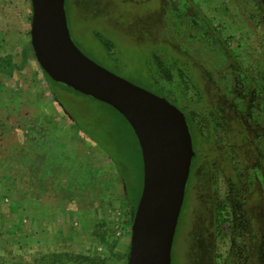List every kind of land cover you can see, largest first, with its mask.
<instances>
[{
    "label": "rangeland",
    "instance_id": "rangeland-1",
    "mask_svg": "<svg viewBox=\"0 0 264 264\" xmlns=\"http://www.w3.org/2000/svg\"><path fill=\"white\" fill-rule=\"evenodd\" d=\"M30 6V0H0V56L16 64L30 40ZM65 12L71 39L88 58L158 93L186 119L195 112L204 120L171 264H264V0H67ZM158 63L171 74L170 92L156 89L164 82ZM21 148L28 160L36 150L47 160L59 156L69 179L61 188L75 191L82 177L90 180L89 162H103L113 183L100 189L99 208L86 211L61 194L24 198L16 184L0 178V254L24 253V240L52 251L65 238L74 252L127 264L119 253L129 244L135 209L122 204L124 186L114 166L128 177L133 203L142 160L118 112L45 81L31 57L11 77L0 76V161ZM224 204L229 222L219 238L216 212ZM97 220L113 230L112 253L90 238ZM13 230L25 235L15 237Z\"/></svg>",
    "mask_w": 264,
    "mask_h": 264
},
{
    "label": "water",
    "instance_id": "water-1",
    "mask_svg": "<svg viewBox=\"0 0 264 264\" xmlns=\"http://www.w3.org/2000/svg\"><path fill=\"white\" fill-rule=\"evenodd\" d=\"M30 45L54 82L112 107L131 127L142 160V185L127 264H171L170 255L195 155L184 114L169 101L88 58L72 41L65 0H30Z\"/></svg>",
    "mask_w": 264,
    "mask_h": 264
},
{
    "label": "trees",
    "instance_id": "trees-1",
    "mask_svg": "<svg viewBox=\"0 0 264 264\" xmlns=\"http://www.w3.org/2000/svg\"><path fill=\"white\" fill-rule=\"evenodd\" d=\"M66 3L67 0H65V6ZM29 10H30L29 14L31 15V6ZM30 18L31 16L28 18L29 21ZM31 57L35 60V56L33 54L30 45V40H28L25 48L23 49V57L20 64L13 63L10 56H0V76L2 78L11 77L14 71L21 70L22 65H24V63H26L28 59ZM157 68L160 71L159 73L160 75L158 79L161 80V78H163L164 82L161 83L160 81H157V84H159L158 86L160 88H156V89H159L161 93H164V91L169 88V84L172 83V77L163 64L158 63ZM41 73L45 81L54 82L42 70ZM56 84L61 85L72 92H75L71 88L63 84L60 83H56ZM168 91L170 92L171 90L168 89ZM75 93L81 95L77 92ZM155 94L160 96L156 92ZM110 108L113 109L112 107ZM186 122L188 124L189 132L191 134L193 150L195 153H198L197 152V145L199 140L198 135L201 136L203 135V131L205 128L204 120L197 113L189 112L188 119H186ZM4 131H6V133L12 132L11 129L8 130V128L6 127ZM28 156L29 154L27 152V149L21 148L17 152H14L13 155L7 157L4 161H0V178L6 181L7 186H14V184H16L17 187L22 191L24 198L32 197L36 201H38V197L43 193L44 195L49 197L51 196L55 197L54 195L60 197L61 194L63 196L62 197L63 199L64 198H70V200L74 198L77 199L74 200L77 201V203L80 205L82 210L88 211L90 209L93 210L95 209L96 211L97 208H99L98 201L100 199V193H99L100 189L102 188L103 190V188L105 187L110 188L112 186L111 184L113 183L114 173H112L111 170L106 168V166L103 165V162L102 163L100 162L96 166L93 164V162H89V164H87L85 168H88V171L86 173L87 175H89L90 180H87L88 177L86 176H84V178L82 177L81 181L79 180L77 181L78 184L75 187V191H73L71 190V188L70 189H67L66 187L61 188V186H65V184L62 183V181L64 180L63 182L68 183L69 179L67 175L68 172L67 169L62 170L61 167L62 161L59 156L51 155L52 156L51 159L48 158L49 160H47L46 154L41 150H36V152L29 157V160H28ZM114 169L117 172V177H119L120 181L124 186L125 193L123 195L122 204H126L129 207H131L132 210H134L136 201L138 200L141 192V185H142L141 169H140V183L137 188V192H136L137 194L135 197L136 201L134 200L133 203H131L130 201L131 193L127 185L128 177H125V175H123L122 170L120 168L116 169V167L114 166ZM190 170H191V166H190ZM108 192L112 193V189H110ZM104 194H107L106 191L104 192ZM226 207H227L226 204L219 206L216 212V214L219 215V217H216L215 219L216 229H217L216 234L219 238H222L224 235V232L222 231L221 228L224 225H226V223L229 222V217H227L228 219L224 217L226 216ZM36 210H39L41 214L44 213L45 211V209H43L40 206L37 207ZM94 227H96V229H93L90 238H94L96 240L95 241L96 244L98 246H101L104 251H109L110 253H112V249L116 241V238L114 237V233L112 232L113 230L108 229L106 227L104 220L103 221L97 220L94 224ZM20 231L22 232L23 235H25L23 230ZM20 231L13 230L14 236L16 237L17 235H19L18 232ZM69 233H71V230H68L67 232V241L68 238L70 237ZM73 233L72 236L74 235ZM63 239L62 241L64 243L62 241H60L59 243L58 242L55 243L54 249L52 251L48 250L47 252H44L43 246L39 244V241L28 242V240L27 241L24 240L26 242L25 243L26 246L20 245V247L25 249L26 251L20 254L17 251L16 252L13 251L12 253L8 249V251L5 252V254H0V264H107V258L103 253H99V254L95 253L93 254V256H90L87 253L82 254L81 252L80 253L74 252L73 245L67 244L68 242H65V240ZM8 244H12V243H6L5 246L8 247L7 246ZM128 249H129V244L125 246V250H126L125 253H119V257L125 261L128 258Z\"/></svg>",
    "mask_w": 264,
    "mask_h": 264
}]
</instances>
